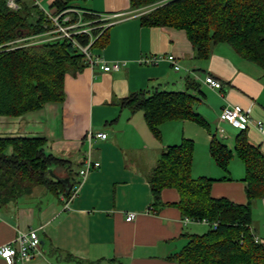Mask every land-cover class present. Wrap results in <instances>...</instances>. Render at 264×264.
Returning a JSON list of instances; mask_svg holds the SVG:
<instances>
[{"label": "crops", "instance_id": "obj_1", "mask_svg": "<svg viewBox=\"0 0 264 264\" xmlns=\"http://www.w3.org/2000/svg\"><path fill=\"white\" fill-rule=\"evenodd\" d=\"M37 1L39 8L49 9L53 0ZM163 1L132 7L129 0H73L74 6L105 18L115 15L109 19L104 46L95 54L109 62L119 61L120 67L105 71L94 65L67 72L62 101L46 102L39 109L17 116L0 115V136H44L45 151L68 160L72 177L79 180L76 193L68 201L60 192L37 186L0 207V244L11 240L18 231L31 229L40 239V250L15 264H177L172 255L203 223L182 221L175 188L162 189L163 204L152 206L146 173L162 149L178 143L183 136L194 141L191 173H201L193 169V161L208 154L206 150L203 154V148L211 139L210 123H224L218 115L226 104L250 107L251 115L264 122L262 68L225 42L213 44L206 58H196L184 30L141 24L140 15ZM39 35L41 39L45 37L40 33L21 37L17 42L26 39L30 43ZM146 54H173L181 68L175 70L165 59L156 64L140 63L138 58ZM201 72L219 80L221 87L210 88L203 78L193 77H202ZM187 77L199 83V89L189 92L197 96L196 111L209 125L205 131L194 121L172 119L161 123V138L157 139L141 110L119 103L138 90H184ZM89 130L103 131L107 136L89 141ZM246 135L264 153V134L249 127ZM216 137L228 147L230 141L234 144L232 134L225 131ZM198 141L202 144L197 150ZM87 155L100 164L81 178L79 169ZM207 162L212 170L204 176L214 179L211 195L245 203L243 162L233 156L227 170L212 165L211 158ZM58 170L59 179H73L66 176L65 167ZM130 211L135 216L127 220ZM251 215L253 231L264 243V198L252 201ZM0 264H7L2 257Z\"/></svg>", "mask_w": 264, "mask_h": 264}, {"label": "trees", "instance_id": "obj_2", "mask_svg": "<svg viewBox=\"0 0 264 264\" xmlns=\"http://www.w3.org/2000/svg\"><path fill=\"white\" fill-rule=\"evenodd\" d=\"M158 1L129 0L132 7ZM18 2L19 8L12 9L0 0V115L17 116L46 102L62 101L65 74L87 66L85 55L67 38L13 43L52 26L37 4ZM74 4L73 0H53L49 9L55 13ZM83 16L93 18L95 13L85 10ZM139 18L146 26L184 30L196 58H206L213 44L225 42L264 72V0H164ZM107 28L96 36L92 49L104 46ZM75 38L82 44L88 41L82 33ZM185 86L184 90H138L119 103L141 110L157 139L161 138V123L167 120L187 119L208 128L205 118L196 111L197 96L189 92L199 89V83L187 77ZM46 142L44 136H0V207L37 186L60 192L65 199L70 197L79 180L72 177L68 160L45 151ZM193 148V139L183 136L178 143L165 146L146 173L152 206L162 205L161 190L172 187L179 192L176 204L182 217L216 223L201 234H188L185 244L172 256L177 264H264V243L251 225V203L264 198V153L248 140L244 129L234 136L232 149L211 134L209 154L220 168L227 170L233 156L244 164L247 201L237 203L211 195L213 178L192 176ZM58 167H65L66 176L73 179H59Z\"/></svg>", "mask_w": 264, "mask_h": 264}, {"label": "built area", "instance_id": "obj_3", "mask_svg": "<svg viewBox=\"0 0 264 264\" xmlns=\"http://www.w3.org/2000/svg\"><path fill=\"white\" fill-rule=\"evenodd\" d=\"M33 1L36 4L38 3L37 0ZM5 3L12 9L19 8L18 0H5ZM43 10L51 20L52 26L42 33L45 37L41 40L52 39L55 37L67 38L85 55L87 66L93 67L94 65H98L105 71L118 69L120 67L119 61L115 60L109 62L103 59V57L99 54H95L91 47V44L95 40L96 36L101 30H103V28L110 24L109 19L115 15L105 18L103 17L104 15L95 14V17L93 18H85L83 16L85 10L74 5L55 13L49 9ZM74 15H76V18L73 20ZM97 21L99 22L97 23ZM97 29L98 31L95 33ZM77 33L86 34L88 36V41L85 44L80 43L75 38ZM36 41L32 40L31 42ZM15 42L18 43L17 39L13 41V43ZM163 59L169 61L175 70L181 68V65L173 54H146L141 55L138 58V61L144 64H156ZM202 82L213 89L221 87V82L210 74L205 75ZM218 119L219 121L228 122L239 129L246 130L249 127H255L264 134V122L251 115L250 107H243L239 104H226L221 108ZM217 132H219L220 135L224 134L221 127L217 128ZM106 136V132L103 131L94 132L89 130L86 133V137L89 141L93 138L104 139ZM99 164V161L92 162L89 155H87L84 159L82 167L79 169L80 177L83 178L90 169L99 166ZM77 186L78 184L74 186L72 194L68 199H65L66 201L71 199V197L76 193ZM66 206L67 202L65 203V207ZM134 216L135 212L130 211L127 213L126 219L131 220ZM182 221L184 223L201 222L210 225L213 228L216 226L215 222L209 223L206 218L195 221L192 218L185 216L182 217ZM39 250L40 239L35 229H31L27 232L18 231L15 237L11 240L0 244V257H2L7 264H15L17 260L24 261L31 258Z\"/></svg>", "mask_w": 264, "mask_h": 264}, {"label": "rangeland", "instance_id": "obj_4", "mask_svg": "<svg viewBox=\"0 0 264 264\" xmlns=\"http://www.w3.org/2000/svg\"><path fill=\"white\" fill-rule=\"evenodd\" d=\"M19 3V2H18ZM44 36V35H43ZM40 35L39 36H37V37H35L34 38V40H40L42 37H40ZM44 38V37H43ZM95 50H97V47H95V48H93V52L95 53ZM202 73V72H201ZM203 74V76L202 77H199L198 75H195V74H193V77H197L199 80H201V78H204V73H202ZM202 83V82H201ZM205 92H206V90L205 89H203ZM211 125H210V136H211V134H213V133H218V132H216L215 131V129H216V126H218V127H221L224 131H225V134H228V135H230V134H232V137H233V140H234V135L236 134V132H238L239 131V129H237V128H234V127H232V126H230L229 124H227V123H221V124H218V125H214V123H210ZM199 128L200 129H202L203 131H205L206 129H205V127H202V126H199ZM217 136L219 135V133L218 134H216ZM209 142H208V140H207V145H204V148H203V154H204V151L206 150L207 152H208V154L206 155V156H204V159H203V155L202 156H200L199 158H197L196 160L194 159V161H193V169H196L198 172H201V173H197V172H192L191 174H192V176H194V177H196V176H200V175H207V173L210 171V170H212V169H208L209 168V164H208V162H207V160L209 159V158H211V161L213 162V164L212 165H217L215 162H214V160L212 159V157L210 156V154H209V144H208ZM201 142L200 141H198V142H196V147H197V150H198V146L200 147L201 146ZM229 145V147H231V148H233V145H232V143H231V141H230V143L228 144ZM211 165V167H214V166H212ZM218 166V165H217ZM218 168H220L219 166H218ZM222 169V168H221ZM201 226V228L200 229H197L198 231H197V233H203V232H205V231H207L210 227L207 225V224H205V223H203V224H200Z\"/></svg>", "mask_w": 264, "mask_h": 264}]
</instances>
